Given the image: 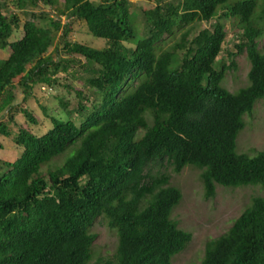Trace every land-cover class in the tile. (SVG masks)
I'll return each instance as SVG.
<instances>
[{
	"label": "trees",
	"instance_id": "trees-1",
	"mask_svg": "<svg viewBox=\"0 0 264 264\" xmlns=\"http://www.w3.org/2000/svg\"><path fill=\"white\" fill-rule=\"evenodd\" d=\"M150 1L137 30L130 0H0V49L8 50L0 59V110L17 127L12 133L0 121V134L20 150L0 159V264H173L192 234L172 216L181 190L165 172L153 176L154 165L198 168L205 199L217 185L257 187L230 227L206 242L200 264H264V150L236 151L244 114L264 99V0ZM38 3L53 15L31 12L20 25L16 11ZM73 19L106 45L70 40ZM227 20L241 31L236 52L227 53L249 61L248 83L233 91L222 82L237 65L219 58ZM202 21L213 28L196 31ZM19 26L21 36L10 40ZM74 55L92 72L85 82L96 99L79 103L78 123L48 115L50 127L36 134L39 117L27 106L13 110V90L27 100L36 85L69 87L59 73L80 63ZM19 109L23 122L15 120ZM99 217L116 231L109 254L92 249Z\"/></svg>",
	"mask_w": 264,
	"mask_h": 264
},
{
	"label": "rangeland",
	"instance_id": "rangeland-1",
	"mask_svg": "<svg viewBox=\"0 0 264 264\" xmlns=\"http://www.w3.org/2000/svg\"><path fill=\"white\" fill-rule=\"evenodd\" d=\"M130 1L131 10L137 13L138 22H135V25L137 30H139L143 22L141 7L152 5L153 1ZM16 12L21 20L20 25H22L24 20L33 18L30 15L31 12L39 17L40 14L53 15L51 6L43 5L42 3L37 5L28 4L25 9L17 10ZM37 21L39 20L37 19ZM62 21H67V18L62 17ZM213 24L214 21H202L196 24L195 30L198 31L203 27L212 29ZM225 26L226 38L219 58L220 61L234 60L237 66L235 70L227 73L222 85L233 91L248 83L249 61L245 53L237 55H229V52L227 53V50L232 53L236 52L234 42H237V37L241 31L228 20L225 21ZM21 30V26L14 30L10 40L19 38L22 34ZM182 31L183 29L177 30L173 36L168 37L163 47L173 44L180 37ZM69 39L85 43L94 48H102L106 45V41L103 38L93 36L87 30L85 22L79 19H73ZM259 47L264 50V36L259 41ZM49 50H52V48ZM63 54L62 52L61 55L64 56ZM7 55L8 50L0 49V59L7 57ZM74 56L76 59H80V63L77 61L70 63L69 71L66 75L59 73L61 83L65 82L69 87L60 83L51 87L36 85L33 89V95L27 100H23V93L19 87L13 90L15 95L13 110L16 105L27 106L39 117L38 123L32 126L36 134H42L50 127L48 115H57L63 119L71 118L78 123L80 121L78 113L79 103L84 102L87 105L90 101L96 99L94 90L85 82L86 77L92 75V72L80 65L83 64L81 62V60L84 61L83 57ZM80 90H82L83 96L88 98L87 100L80 99L77 93ZM61 102L67 104L66 108L63 107ZM15 120L18 122L25 121V116L20 109L15 111ZM0 121H5L12 133L17 132V127L8 120L7 108L0 110ZM244 121L245 125L236 138V151L254 155L257 151L264 150V99H258L252 112L244 114ZM0 144L2 147L0 148V159L8 158L12 160L19 156L20 150L10 137L0 134ZM69 150L70 147L63 154L57 156L54 163L60 164ZM160 172L168 174L170 176V184L181 190L182 198L176 208H174L172 216L179 221L180 228L192 234L187 246L173 257V264H200L203 259L206 242L226 231L233 220L250 203L251 197L254 194L261 193L257 187L253 186L225 187L217 185L215 196L205 199L198 168L188 165L179 173L173 172L171 165L162 166L161 169L154 165L150 169V173L153 176H158ZM90 231L96 234L92 247L94 254H109L113 252L117 243L116 231L108 227L104 218H97Z\"/></svg>",
	"mask_w": 264,
	"mask_h": 264
}]
</instances>
